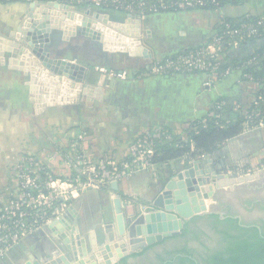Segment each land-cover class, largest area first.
<instances>
[{"label": "crops", "instance_id": "1", "mask_svg": "<svg viewBox=\"0 0 264 264\" xmlns=\"http://www.w3.org/2000/svg\"><path fill=\"white\" fill-rule=\"evenodd\" d=\"M244 5L247 8L237 14L230 9L236 5L228 4L220 10L148 15L143 20L142 29L147 38L145 47L152 55L150 59L130 58L127 55H109L105 59L99 54V44L82 36L89 49L93 48L94 51L89 53L94 54V58L73 52L69 53L71 56L64 57L66 60L75 59L73 62L86 67L84 81L91 87L99 88L101 96L98 99L84 97L78 104L66 103L69 101L66 98L62 104L40 109L39 102H35L39 101L38 98L28 92V80L22 72L12 69L8 63L9 57L0 52V188L8 177V158L29 156L43 159L42 151L48 145L64 151H76L92 161L102 160L106 156L122 160L126 158L131 145L147 130L164 129L178 142H186L191 123L208 117L211 105L219 100L225 102L227 107L225 121L235 122L236 114H243L255 95L254 85L242 78L241 69L229 71L219 79H210L205 73L146 76L143 71L151 64L172 58L182 51L207 45L224 17L259 16L264 12V0H252ZM28 7L24 3H0L1 36L8 37L18 31ZM96 9L79 7L77 10L94 14ZM110 19L123 21L126 15L117 13L114 19ZM67 41L62 40L60 32H54L46 47L57 51L65 48ZM255 52V46H237L225 57L232 65L253 57ZM96 67L125 71L127 78H110L97 71ZM53 99L56 101V96ZM79 134L83 135L81 141L77 139ZM189 149L194 151L193 144L190 143ZM205 156L201 158L187 154L176 161L134 173L122 179L117 188L111 186L110 189L82 194L72 204L63 222L45 229L40 236L23 239L8 253L2 264H22L30 257H44L49 252L66 253L60 237H68L72 230H78L81 239L86 242L94 235L97 242L102 243L105 228L112 223L115 199H120L122 207L126 204L135 206L132 213L142 212L157 196L167 176L166 171H170L173 178L185 171L186 165L195 159L207 160L202 169L211 178L215 172L253 174L264 171V127L249 129L243 125L238 136L219 146L209 158ZM223 191H227L226 188ZM206 204L208 207L214 205V210L219 208L211 200H207ZM225 204L243 219L250 216L243 204ZM199 218L194 217L187 223ZM178 240L179 237L164 239L161 243L130 254L127 256L128 263L136 262L134 257H158L164 251V243L171 246ZM57 257L55 254L54 258ZM91 262L84 261V264Z\"/></svg>", "mask_w": 264, "mask_h": 264}, {"label": "water", "instance_id": "2", "mask_svg": "<svg viewBox=\"0 0 264 264\" xmlns=\"http://www.w3.org/2000/svg\"><path fill=\"white\" fill-rule=\"evenodd\" d=\"M142 26L143 21L133 15L116 22L102 12L80 13L56 2L31 3L18 31L8 37L0 35V52L9 57L12 69L22 72L28 80V92L38 98L39 101H34L39 102L40 109L62 104L66 98L69 99L66 103L78 104L84 97L98 99L100 89L84 81L86 67L73 62L75 59L66 60L64 56H71L68 52L47 49L51 35L60 32L62 40L67 41L79 33L99 44V54L105 59L109 55L150 59L152 55L145 47L147 38ZM201 158L188 163L185 171L173 178L166 171L157 196L142 212L132 213L135 206L122 207L120 199H115L112 223L106 226L102 243L94 235L86 242L78 230H72L68 237H60L67 254L49 252L44 257H30L22 264H84L91 260V264H116L164 239L178 237L185 223L194 217L214 214L224 218L213 209L214 205L207 206V200L221 207L225 203L240 206L245 200L264 199V177L259 179L264 171L244 176L215 172L211 178L202 169L207 160L201 161ZM111 186L117 188L116 183ZM224 188L228 190L223 191ZM67 215L45 229L63 222ZM233 218L241 221L239 216Z\"/></svg>", "mask_w": 264, "mask_h": 264}, {"label": "built area", "instance_id": "3", "mask_svg": "<svg viewBox=\"0 0 264 264\" xmlns=\"http://www.w3.org/2000/svg\"><path fill=\"white\" fill-rule=\"evenodd\" d=\"M222 1L224 0H0V3L29 5L56 2L67 5L72 10L79 7H106L143 21L153 14L216 8ZM261 37H264V12L236 26L225 24L221 31L214 32L207 45L153 63L143 75L205 73L210 79H219L230 71L221 66L224 53ZM254 62V58H249L242 65L250 66ZM95 69L113 79L127 78L125 71H111L103 67ZM243 78L255 87L252 109L243 112V125L249 129L263 128L264 120L258 103H264V77L256 80L245 74ZM225 107L223 101L213 103L208 117L221 120ZM204 123L205 120L202 121ZM77 139L83 140V135L79 134ZM173 139V135L164 129L144 131L122 160L106 156L102 160L92 161L76 151H64L54 145L43 149V159L29 156L8 158V177L0 188V264L23 239L43 232L48 225L67 215L68 209L82 194L110 189L113 183L118 184L134 173L153 167L155 146L172 143ZM225 174L244 176L251 173L226 171Z\"/></svg>", "mask_w": 264, "mask_h": 264}, {"label": "trees", "instance_id": "4", "mask_svg": "<svg viewBox=\"0 0 264 264\" xmlns=\"http://www.w3.org/2000/svg\"><path fill=\"white\" fill-rule=\"evenodd\" d=\"M42 1V0H41ZM252 2V0H224L221 2L219 7H205L202 9L196 10H220L225 5H236L243 6L247 2ZM262 3V2H260ZM259 3V4H260ZM97 12H102L108 14L113 19L115 15L122 14L120 12L114 11L110 8H97ZM173 13V12H170ZM257 16H246L242 15L236 18H228L224 17L222 22L216 28V31H221L225 24H230L231 26L239 25L243 22L248 21L249 19H254ZM121 22V21H120ZM255 46L256 52L254 56L251 58L255 59L253 65L246 66L242 65L243 60L238 63H232V65L226 61V55L231 50H227L224 53V56L221 61V66L223 69L229 68L230 71L234 69H241L243 72V76L245 74H249L256 80H261L264 77V37L254 39L252 41H247L246 43L240 46ZM200 48V47H199ZM196 49V48H195ZM186 50L182 51L175 56L192 51ZM173 55V57H175ZM146 71V70H145ZM143 71V73L145 72ZM173 76V75H167ZM242 76V78H243ZM221 101H217L215 103H220ZM249 107V108H248ZM252 103L247 106L245 110L250 111L252 108ZM258 107L262 112V117L264 120V103H258ZM211 110V109H210ZM227 107L224 108V115L221 120L210 119L206 117L202 121L205 120V123L202 124L201 120H197L194 123H191L190 127L187 130V141L182 143L178 142L177 138L174 137L172 143L166 145H156V154L153 157V164L161 165L166 164L171 161H176L187 154H190L193 157H201L205 155H212L216 152V150L224 144L225 142L235 138L242 131V126L244 123V115L242 113L236 114V120L233 123H227L225 120V115L227 114ZM190 143L194 146V151H190ZM226 204H221V207ZM243 205L248 208V210L252 211L249 208L259 206L262 210H264V203L262 201H248L245 200ZM229 207V206H227ZM231 208V207H229ZM227 215H230L229 213ZM231 216V215H230ZM198 218V217H197ZM205 218V217H204ZM203 217L199 218L204 219ZM206 219L212 221V229L222 238V243L220 247L214 248L210 254L206 255V258H201L202 264H264V219L260 220L261 226L259 229L252 227L251 225H246V223H241L246 225L247 227L241 226L238 223L237 219L231 217H226L223 220L219 218L218 215L211 214ZM195 220V219H193ZM185 223L184 229L179 235L180 237H185L189 234L188 228L190 227V223ZM207 251H211V249L205 247ZM191 250L184 247L181 251H177V253H183L187 256L190 255ZM129 257H125L121 259V264H127V260ZM158 260L160 262H164L165 260L162 258V255H158ZM170 261L176 264H197L193 260L188 257H177L175 259L170 258ZM167 264H172L168 262Z\"/></svg>", "mask_w": 264, "mask_h": 264}, {"label": "flooded vegetation", "instance_id": "5", "mask_svg": "<svg viewBox=\"0 0 264 264\" xmlns=\"http://www.w3.org/2000/svg\"><path fill=\"white\" fill-rule=\"evenodd\" d=\"M84 38H87V37H84ZM84 38L82 37V35L77 33L76 36L70 38L71 41H69V42L67 41L68 43H67L65 48H60L58 51L61 53L62 52H68V53L73 52L72 54L81 55L82 57L85 55H88V56L91 55L90 57L93 59L94 54H90L89 52L94 51V50H93V48L89 49L90 47H88V43H87V41H85ZM87 39L92 43L94 42V41L90 40L89 38H87ZM94 44L97 45L96 42H94ZM97 58H98V56H97ZM260 201H262V203H264V199H262ZM254 208L255 207L249 208L251 210L253 209L252 211L249 210L250 217L255 216L254 210L259 209V211H260V213L257 212V215L254 217V219H243L240 214H237L234 211L233 208H229L227 206L219 207L217 211L221 212V214L224 216V218L231 217V216L233 218L235 216H239L241 218V221L238 220V223L241 226L247 227L246 225H251L252 227L259 229L260 226L262 225L260 220L264 219V210H262L259 206H258V209H254ZM228 213L231 216L227 215ZM219 218H220V216H219ZM224 218H220V219L223 220ZM242 222L246 223V225L241 224ZM211 223H212V221L209 219H206V218L200 219L199 222L195 224L196 225L195 227H193L194 225H192V223H190L191 226L188 228V230H189L188 235L189 236H187V235L185 237L178 236L179 237L178 245L173 244V245L169 246L168 244L164 243V246L162 249L164 251L161 252V254H162V258L165 261L160 262L157 257H154L151 264H167L168 262H171L172 264H176L175 261L174 262L170 261V258L175 259L177 257H188L189 259L193 260L195 263L202 264L201 258H206L207 254H210V252H212V250L214 248L216 249L217 247H220V245L222 243V238L218 234H216L215 231L211 228L212 227ZM191 228L198 229L203 233L199 234V236L194 235L191 232ZM206 228L210 232L206 233L207 232ZM184 247H186L187 249L192 251V253L190 252L189 256H187L183 253H177V251H181ZM205 247L211 249V251H207L205 249ZM135 258H138V257H134L133 259H135ZM127 264H130V263H128V260H127Z\"/></svg>", "mask_w": 264, "mask_h": 264}, {"label": "rangeland", "instance_id": "6", "mask_svg": "<svg viewBox=\"0 0 264 264\" xmlns=\"http://www.w3.org/2000/svg\"><path fill=\"white\" fill-rule=\"evenodd\" d=\"M247 8V6L246 5H244V6H236V7H234V8H230L231 9V11H234V13H241V12H243L245 9ZM262 177H264V176H260L259 177V179H261ZM264 187V186H263ZM226 190H228V189H226ZM259 192V191H258ZM255 193H257V192H255ZM254 209H258V206L257 207H255ZM215 211H217V210H215ZM254 214H255V216L257 215V212L258 213H260V211H259V209L258 210H254ZM255 216H249L247 219H254V217ZM199 222V219H195V220H193V222H192V225H194L193 227H195L196 225V223H198ZM191 226V225H190ZM206 230H207V228H206ZM213 231V230H212ZM191 232L194 234V235H198L199 236V234H202L203 232H201L200 230H198V229H193V228H191ZM208 232H210L209 230H207V232L206 233H208ZM187 236H189V235H187ZM174 244H176V245H178V242L177 243H174ZM154 259V257H138V258H135L134 259V261L136 260V262H134L133 264H151V262H152V260Z\"/></svg>", "mask_w": 264, "mask_h": 264}]
</instances>
